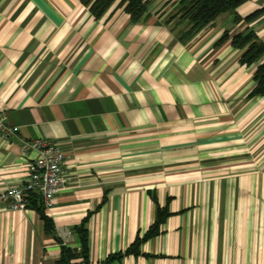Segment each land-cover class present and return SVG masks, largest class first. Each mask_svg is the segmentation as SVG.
I'll return each mask as SVG.
<instances>
[{"label": "crops", "instance_id": "1", "mask_svg": "<svg viewBox=\"0 0 264 264\" xmlns=\"http://www.w3.org/2000/svg\"><path fill=\"white\" fill-rule=\"evenodd\" d=\"M180 1L133 21L123 0L101 18L82 0H0V114L17 129L0 132V196L39 154L23 141L54 143L69 181L47 214L79 248L73 228L92 213L93 264H264V95L251 96L264 56L243 65L232 45L247 29L264 41V12L223 13L184 41ZM154 197L171 212L162 232L106 262L153 224ZM61 251L35 209L0 197V264H59Z\"/></svg>", "mask_w": 264, "mask_h": 264}, {"label": "trees", "instance_id": "2", "mask_svg": "<svg viewBox=\"0 0 264 264\" xmlns=\"http://www.w3.org/2000/svg\"><path fill=\"white\" fill-rule=\"evenodd\" d=\"M116 0H82L89 5L92 14L96 18H101ZM153 0H123L122 4L125 11L130 14L133 21H138L150 12V6ZM246 0H181L176 15L180 17L181 22H186L185 28L180 32V38L184 41L192 38L199 30L207 24L214 21L219 15L231 12L234 14V20L241 22L245 20L251 22L264 12V8L259 9L245 18L238 15L237 9ZM231 38L227 31L217 41V45L222 44ZM232 45L241 51L239 62L243 65H253L258 63L264 56V41L260 40L257 33L252 29L238 32L232 37ZM256 86L251 92V96L264 95V62L256 67L254 72ZM106 198L103 199L104 202ZM155 219L149 229L142 235L139 233L134 242L125 252L112 255L107 258L106 262L114 257L124 255L139 256L142 253V245L149 239L156 237L162 232V225L171 215L169 205L161 206L156 197ZM28 208L35 209L44 221V230L48 236H52L62 244V251L58 260L59 264H93L90 258V232L89 220L92 213H89L78 225L74 226L73 232L77 236L80 246L72 248L62 243V239L57 235L56 225L51 216L47 214V206L44 203L42 195L34 192L28 200ZM100 207V206H99Z\"/></svg>", "mask_w": 264, "mask_h": 264}, {"label": "built area", "instance_id": "3", "mask_svg": "<svg viewBox=\"0 0 264 264\" xmlns=\"http://www.w3.org/2000/svg\"><path fill=\"white\" fill-rule=\"evenodd\" d=\"M16 130V127L7 125L3 115L0 114V132L4 136H10ZM21 148L24 153L35 150L39 154L28 166L26 181L22 185L7 188L0 197L11 209L23 210L28 208L30 195L38 192L48 207L54 203L57 193L69 181L65 168V153L54 143L41 137L23 141Z\"/></svg>", "mask_w": 264, "mask_h": 264}, {"label": "rangeland", "instance_id": "4", "mask_svg": "<svg viewBox=\"0 0 264 264\" xmlns=\"http://www.w3.org/2000/svg\"><path fill=\"white\" fill-rule=\"evenodd\" d=\"M235 213H234V216H233V218H232V220H236V218H235ZM242 216V215H241ZM245 216H247L246 214H245ZM238 217H239V215H238ZM222 220V219H221Z\"/></svg>", "mask_w": 264, "mask_h": 264}]
</instances>
